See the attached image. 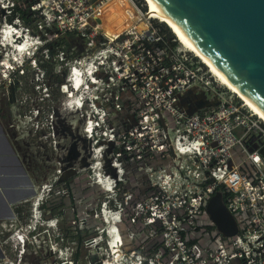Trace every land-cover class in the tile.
<instances>
[{
    "label": "built area",
    "instance_id": "2783aa9c",
    "mask_svg": "<svg viewBox=\"0 0 264 264\" xmlns=\"http://www.w3.org/2000/svg\"><path fill=\"white\" fill-rule=\"evenodd\" d=\"M5 1L4 25L12 29L14 46L24 42L21 36L34 35L49 54L48 43L68 35L80 38L64 83L69 75L82 78L75 95L91 116L86 139L99 153L110 148L120 182L126 180L125 165L138 173L131 188L118 194L110 185L107 196V203L118 200V264H264V122L155 18H146L139 0L124 2L136 19L146 18L147 27L132 25L116 36L103 28L110 0H30V27L17 16L6 20L14 1ZM57 50L61 63L66 49ZM15 70L11 64L4 78ZM31 113L27 117L38 116L40 108ZM237 145L243 157L239 163L232 154ZM100 170L96 174L104 173ZM216 191L238 225L230 237L221 235L206 212ZM36 202H43L42 196ZM107 224L102 232L109 236ZM34 227L31 223L10 233L22 247L19 257ZM200 237L205 244L197 241ZM126 242L138 248H126ZM107 244L113 254L110 239ZM2 259L7 260L4 250Z\"/></svg>",
    "mask_w": 264,
    "mask_h": 264
},
{
    "label": "rangeland",
    "instance_id": "374dc122",
    "mask_svg": "<svg viewBox=\"0 0 264 264\" xmlns=\"http://www.w3.org/2000/svg\"><path fill=\"white\" fill-rule=\"evenodd\" d=\"M139 1L143 13L148 14L145 0ZM6 3L5 0H0V118L9 126L12 136L18 140L17 148L24 155L32 173L34 193L28 202L20 205V211L15 213L5 227L0 226V240H7L4 245L1 242L0 250L2 255L4 250L7 260L3 261V256H0V264H72V253L75 251L78 256L74 264H118L114 254H109L107 241L110 235L108 236L105 230L102 232V228L108 223L105 216L115 217L118 210V200L113 199L107 203V196L110 185L114 187L113 192L118 194L125 188H131L137 173L128 169L126 180L120 182L118 168L111 165L110 148L104 147L100 154L97 147L92 146L81 133L79 126L84 124L82 119L85 121L84 110H79L83 115L80 117L79 111L72 112L68 109L75 93L68 80L64 83V77L66 67L73 62L76 53L79 54V50L75 53L74 49H79L80 38L74 35L64 36V41L69 47L65 48V59L60 63L57 48L53 54L49 53L48 57H43L36 47V36H21L23 41L29 38L36 42V45L32 50L20 53L17 58L14 51L8 52L6 38L1 37L4 34L2 29L9 27L4 25L3 17L2 5ZM104 13L106 28L120 32L129 28L133 23L132 17H135L124 0L111 2L104 8ZM155 20L156 23L160 22ZM141 21L145 20H138L133 24L139 26ZM168 29V34L175 38L169 27ZM9 37L10 43L14 45L13 36ZM34 57L47 69L42 77L39 73L36 74V71H31L30 64L17 70L21 62L27 63ZM11 64L16 70L4 78V75L7 76L11 72ZM14 79H17L16 99L9 102V90L5 83L11 84ZM60 83L65 84L62 91ZM7 92L8 94H5ZM64 92L69 94L66 96ZM10 108L15 112V117L11 116ZM35 108H40V114L32 118L27 117ZM236 133L239 135V132ZM246 148L251 150L253 147L246 145ZM240 149L239 145L232 149L233 157L238 163L243 158ZM99 168L101 173L104 172L101 175L96 174ZM49 187L51 191L48 193ZM41 196L43 201H48L45 209L38 206L36 211V200ZM33 214L36 215V220ZM31 223L36 224L35 228L29 235L24 254L19 257L22 247L10 233ZM118 227L124 229L122 224ZM82 228L85 231L78 237L77 230ZM106 228L109 229V223ZM88 238L94 240L88 241Z\"/></svg>",
    "mask_w": 264,
    "mask_h": 264
},
{
    "label": "water",
    "instance_id": "95a60500",
    "mask_svg": "<svg viewBox=\"0 0 264 264\" xmlns=\"http://www.w3.org/2000/svg\"><path fill=\"white\" fill-rule=\"evenodd\" d=\"M158 2L209 58L264 110V0ZM16 83L14 79L8 86L9 102L15 101ZM206 212L223 237L237 233V222L221 192L216 191L210 197ZM0 256H3L1 252Z\"/></svg>",
    "mask_w": 264,
    "mask_h": 264
},
{
    "label": "bare ground",
    "instance_id": "6f19581e",
    "mask_svg": "<svg viewBox=\"0 0 264 264\" xmlns=\"http://www.w3.org/2000/svg\"><path fill=\"white\" fill-rule=\"evenodd\" d=\"M115 0H110L108 3L105 4V7L109 6L111 2ZM147 7H148V14L146 13L145 16L147 18H155L158 19L160 22L165 23L172 33L176 36V40L179 41L183 47L190 51L191 53H194V56L198 57L200 61L208 67V70L211 72V74L224 86H226L231 92H233L241 101L244 102V104L254 113L256 114L263 122H264V110L256 104L247 94H245L228 76L227 74L221 70L210 58L209 56L196 44L195 41H193L189 35L181 28L179 24L173 19V17L165 10V8L158 2V0H145ZM104 7V8H105ZM139 20H145L142 21V24L139 26H136L138 29L146 28L148 25V22L145 17H140ZM134 25V24H132ZM131 25V26H132ZM103 28L107 31V33L111 36H116L120 34V31H113L111 29H107L106 25L103 22ZM12 29L11 27H5L4 29V37L6 38V46L8 48V52H13L14 55H18L25 50L28 49L32 50V48L36 45V42L33 40H30L27 38L24 40V42L17 43L15 46L10 43V37L9 34L11 33ZM5 40V39H4ZM36 41V40H35ZM10 43V44H9ZM37 47V46H36ZM70 81V87L72 91L76 94V92L81 89L80 85L82 82V78H79L78 76H70L67 79ZM87 92L83 90L82 95H85ZM70 96V95H69ZM86 96V95H85ZM70 111L72 112H78L79 110L83 111L85 113V121L82 125V134L84 137L87 136L84 130V127L86 124L88 126L90 125L91 116L89 115L88 108L83 107V102L79 100V98H76V95L74 96V100L72 101V104L70 107H68ZM86 110V111H85ZM89 129V127H87ZM35 200V199H34ZM108 223H109V233H110V245L112 247V253L114 254L115 258H118L120 254V247L118 240L120 238L119 232H117V219L114 217V215L111 217H107Z\"/></svg>",
    "mask_w": 264,
    "mask_h": 264
},
{
    "label": "crops",
    "instance_id": "0c3cea01",
    "mask_svg": "<svg viewBox=\"0 0 264 264\" xmlns=\"http://www.w3.org/2000/svg\"><path fill=\"white\" fill-rule=\"evenodd\" d=\"M16 141L0 118V226L13 218L15 207L28 202L33 195L32 173Z\"/></svg>",
    "mask_w": 264,
    "mask_h": 264
},
{
    "label": "trees",
    "instance_id": "16d2710c",
    "mask_svg": "<svg viewBox=\"0 0 264 264\" xmlns=\"http://www.w3.org/2000/svg\"><path fill=\"white\" fill-rule=\"evenodd\" d=\"M13 1H14L13 13L11 15H7L6 16V20L8 22H12L13 19H14V17L17 16L25 26L30 27L32 25L33 19H34L33 12L29 9L30 0H13ZM138 20H139V18L136 19L135 17H132V22L133 23L136 22V21H138ZM141 24H142V21L140 22L139 25H141ZM157 24L161 27V30L162 31H164L166 33L169 32L168 27H166V25L164 23H162V22L161 23L160 22L158 23L157 22ZM47 46L49 47L48 50H49V53L50 54H53L55 48H59V47L67 48V47H69V46L66 45V43L64 41V36L60 37L58 40H56L54 42L48 43ZM41 66L44 68V74H45L47 72V69H45V66L44 65L41 64ZM129 166L130 165H125V168L128 170V167ZM136 177H138V173H137V176ZM217 190H220L222 193L224 192V188L222 186H219L217 188ZM47 201L48 200H46L45 202H42V204L40 206V209H45ZM52 209L53 208H51V210ZM18 211H20V206H17V207L14 208V212L15 213L18 212ZM82 231H85V229L82 228V229L77 230V232L79 234L78 237H80V234L82 233ZM120 232H121V234L123 236V239H125L124 229L122 227H120ZM89 239H91V238H88V241H89ZM197 241H199V243L201 245H203V244L206 243L207 239L200 237L199 240H197ZM125 247L126 248H138V245L135 242L130 243V244H128L126 242ZM77 256H78V252L77 251H75V252L72 253V257H73L72 264H74L76 262V259H77L76 257Z\"/></svg>",
    "mask_w": 264,
    "mask_h": 264
},
{
    "label": "clouds",
    "instance_id": "9594fccd",
    "mask_svg": "<svg viewBox=\"0 0 264 264\" xmlns=\"http://www.w3.org/2000/svg\"><path fill=\"white\" fill-rule=\"evenodd\" d=\"M38 47V49H39V52H40V54L43 56V57H46L48 54H47V52H46V48L44 47V45L42 44V45H39V46H37ZM28 64H30V67H31V71H36L37 73H39V72H41L42 70H43V68H42V66L40 65V60L38 59V58H36V57H34V58H32V60H30V61H28L27 63L25 62V61H23V62H21L20 64H19V66L17 67V70H19L20 69V67H22L23 65H28ZM44 71V70H43ZM36 73V74H37ZM43 202H45V201H43ZM40 203H36L35 204V206L36 207H34V210H38V206L40 207L41 205H39ZM41 204H42V202H41ZM33 217L35 218V220L37 219L36 218V215L35 214H33ZM34 226L36 225L35 223H32ZM35 228V227H34ZM33 228V229H34ZM33 229H31V231L29 232V235L31 234V232L33 231Z\"/></svg>",
    "mask_w": 264,
    "mask_h": 264
},
{
    "label": "flooded vegetation",
    "instance_id": "af4514ba",
    "mask_svg": "<svg viewBox=\"0 0 264 264\" xmlns=\"http://www.w3.org/2000/svg\"><path fill=\"white\" fill-rule=\"evenodd\" d=\"M61 84V83H60ZM10 114H11V112H10ZM11 126V125H10ZM64 184H65V182H64ZM48 205V204H47Z\"/></svg>",
    "mask_w": 264,
    "mask_h": 264
}]
</instances>
